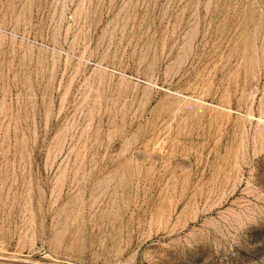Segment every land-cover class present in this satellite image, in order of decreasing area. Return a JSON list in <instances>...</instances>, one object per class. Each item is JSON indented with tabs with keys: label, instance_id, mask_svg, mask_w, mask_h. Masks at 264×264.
Here are the masks:
<instances>
[{
	"label": "rangeland",
	"instance_id": "rangeland-1",
	"mask_svg": "<svg viewBox=\"0 0 264 264\" xmlns=\"http://www.w3.org/2000/svg\"><path fill=\"white\" fill-rule=\"evenodd\" d=\"M0 264H264V0H0Z\"/></svg>",
	"mask_w": 264,
	"mask_h": 264
}]
</instances>
